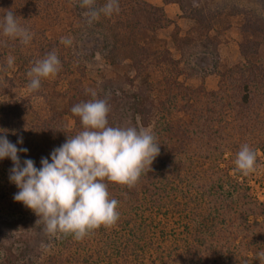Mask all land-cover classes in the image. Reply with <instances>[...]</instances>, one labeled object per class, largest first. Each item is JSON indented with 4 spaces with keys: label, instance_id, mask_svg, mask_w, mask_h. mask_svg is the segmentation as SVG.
Instances as JSON below:
<instances>
[{
    "label": "trees",
    "instance_id": "1",
    "mask_svg": "<svg viewBox=\"0 0 264 264\" xmlns=\"http://www.w3.org/2000/svg\"><path fill=\"white\" fill-rule=\"evenodd\" d=\"M164 1L206 33L195 38L193 29L182 34L176 25L171 38L178 56L158 35L173 21L148 0H119V13L92 23L78 0H0V23L11 10L33 34L23 45L0 28V136L28 149L19 153L21 161L40 168L42 157L51 162L53 149L82 130L71 108L92 99L86 89L108 99L110 126L150 127L160 144L151 170L134 187L109 182L119 201L116 226H101L80 241L43 232L37 215L14 199L13 162L0 160V264H260L264 202L230 172L233 164L222 163L242 144L264 147V13L239 0ZM227 16L240 17L245 36L241 59L229 69L230 87L189 84L203 77L192 64L197 51L219 60L210 33ZM53 50L61 71L31 92L27 71ZM8 56L15 58L12 68Z\"/></svg>",
    "mask_w": 264,
    "mask_h": 264
},
{
    "label": "clouds",
    "instance_id": "2",
    "mask_svg": "<svg viewBox=\"0 0 264 264\" xmlns=\"http://www.w3.org/2000/svg\"><path fill=\"white\" fill-rule=\"evenodd\" d=\"M79 6L87 9L84 14L89 23L120 11L119 0H106L100 6L97 0H81ZM0 28L5 37L18 39L23 45L33 39L31 31L21 25L11 10L4 14ZM61 43L70 45L71 40L62 37ZM14 61V57L8 56L7 67L12 68ZM61 69L56 51L48 52L27 71L29 90L39 91L42 80L57 75ZM85 91L92 99L71 108L79 117L82 130L67 135L66 141L53 149L51 162L48 157H42L40 168L32 159L21 161L19 153H27V148H18L7 135L0 136V160L10 158L13 162L9 179L19 189L14 199L37 215L36 223L43 224L42 230L50 239L71 235L80 241L101 226H116L120 218L119 201L110 196L109 182L134 187L160 154V144L150 127H138L130 122L110 126L108 99L98 98L93 89ZM18 143L22 144L23 139ZM234 164L245 176L255 172V150L247 143L242 144ZM255 258L264 264V251Z\"/></svg>",
    "mask_w": 264,
    "mask_h": 264
},
{
    "label": "rangeland",
    "instance_id": "3",
    "mask_svg": "<svg viewBox=\"0 0 264 264\" xmlns=\"http://www.w3.org/2000/svg\"><path fill=\"white\" fill-rule=\"evenodd\" d=\"M81 2V0H78ZM194 5H215L222 0H192ZM244 3L254 4L262 10L264 13V0H239ZM152 5L161 7L164 9L167 17L173 21L170 27L159 30L158 35L161 37L165 44L172 50L175 56H178L177 49L172 41L171 35L177 25L180 33L184 34L187 31H191L195 38H200L206 35V33H201L196 31L197 25L192 20L183 17L182 12L179 7L174 3H166L164 0H148ZM242 20L240 17H228L221 19L216 24L215 31L210 33L211 37H215V43H217L219 60L215 59V56L204 51H197L192 59V64L196 69L202 70L203 77L195 76L188 79L189 84L200 85L204 83L208 90L218 89L220 86L230 87L228 79L229 69H231L235 63L240 61L241 55L239 51V43L244 40L245 36L241 32L240 25ZM263 40L261 38H258ZM218 59V58H217ZM217 64L214 65L216 62ZM97 66L102 67V63ZM108 72V70H107ZM52 78V77H50ZM229 89V94L233 91ZM257 154V168L256 171L245 176L237 170L234 160L235 155L232 158L230 153L226 154L227 162H223L222 166L226 167L233 164L231 173L237 176L240 180L246 181L252 196L261 202H264V147H258L255 149Z\"/></svg>",
    "mask_w": 264,
    "mask_h": 264
}]
</instances>
